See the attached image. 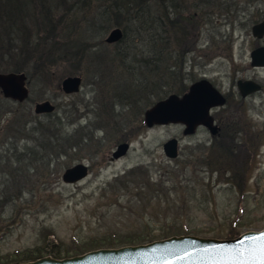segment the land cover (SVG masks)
<instances>
[{
    "label": "rangeland",
    "instance_id": "1",
    "mask_svg": "<svg viewBox=\"0 0 264 264\" xmlns=\"http://www.w3.org/2000/svg\"><path fill=\"white\" fill-rule=\"evenodd\" d=\"M195 1L207 6L198 7L189 38L178 46L186 52L182 80L189 87L206 79L227 96L225 105L211 113L220 136L204 128L185 136L177 124L147 128L139 111L157 102L153 94L168 93L180 83L172 77V60L165 72L139 73L132 47L141 42L105 44L107 34L94 38L86 29L84 19L90 15H78L79 25L57 40L73 39L83 49H68L63 57L56 51L49 77V72L32 77L19 72L27 78L25 102L0 94V151L37 152L35 171L23 174L25 193L0 215V256L41 246L45 236H50L48 243L66 248L109 234L142 232L143 223L155 233L173 224L188 229L187 235L218 240H226L235 223L247 225L240 234L264 228V69L249 65L250 51L264 46V38L251 36V27L264 20V0ZM75 53L80 56L74 58ZM73 76L80 77V90L65 95L60 83ZM238 80L255 81L263 89L242 98ZM138 88L148 95L137 98ZM43 101L55 106L52 114L33 113L34 104ZM173 138L178 158L169 160L162 145ZM44 142L51 147L39 149ZM122 142L129 143L128 152L111 160ZM219 144L232 154H220ZM215 154L219 160L212 163ZM28 161L16 167L26 171ZM79 163L89 168L86 178L63 184V171ZM0 165L2 182L15 164ZM134 168L147 170L148 180L133 175L127 187L115 184V178ZM242 172L248 179L238 186Z\"/></svg>",
    "mask_w": 264,
    "mask_h": 264
},
{
    "label": "trees",
    "instance_id": "2",
    "mask_svg": "<svg viewBox=\"0 0 264 264\" xmlns=\"http://www.w3.org/2000/svg\"><path fill=\"white\" fill-rule=\"evenodd\" d=\"M193 2L191 0H0V72H24L27 77H32L37 72L51 70L56 51L61 50L60 57H63V53L66 56L70 54L68 49L74 48L81 51L83 47L77 45L79 42L75 43L73 39L63 38L68 40L61 43L57 38L60 33L69 34L79 25L75 17L78 15L83 17L87 14L90 15L89 18L84 20L91 37L102 39L111 29L119 28L122 31V38L118 45L129 39L141 42H138L140 45H135L137 47H132L137 50L135 57H132L139 65L136 68L137 72H165L169 68L167 61L172 60V66H170V69L174 70L172 77H177L175 80H180V83L174 89L167 90L168 93L153 94V97L159 101L170 93L180 96L188 90V86L185 80H182L186 52L181 51L178 46L181 47V43L189 38L188 30L191 29V23L197 17L198 7L207 6L205 2L197 3L195 0ZM79 56L80 53H75L74 58ZM49 75L50 72L47 77ZM153 88L157 89L156 82L153 83ZM144 91V88H138L137 98L147 96L148 94ZM147 101L145 99L144 103ZM2 102L7 101L2 99ZM146 108H149V105L143 110ZM143 110L139 111V116ZM41 147L47 149L51 146L44 142L38 146L39 149ZM217 147L220 154L226 153L227 156L232 154L231 149H225L226 145ZM10 150L12 149L6 148L0 151V163L15 164L13 167H8L9 171L0 182V215L8 203L14 204L15 200H19L25 193L23 185L26 180L23 174L35 171L34 165L37 163L35 156L37 152H28V149L19 152L14 150L10 152ZM13 152L15 153L12 155ZM254 154L255 152H252L253 156ZM27 159L29 164L25 165L26 171L16 167ZM218 160L219 156L216 154L215 157L210 158L212 163ZM228 167L227 171L230 172L232 168L229 165ZM50 175L54 176V173L50 172ZM133 175L145 181L149 178L147 170L134 168L121 177L115 178L114 182L120 185L119 187H127ZM247 179V175L242 172L237 182L238 186L243 185L242 182ZM229 183L233 184L232 181ZM142 226L144 227L142 232L109 234L87 239L66 248H62L61 244L57 247L51 242V244L48 243L47 239L49 240L50 236H45L46 243L41 246L20 255L17 252L7 257L0 256V264H9L10 261H16L15 264L31 262L44 257V254L54 259L69 258L97 249L142 245L172 236L187 235L186 233L189 232L188 229H182L173 224L169 225L170 228L166 226L167 230L161 229L157 233L146 223ZM246 226L244 223L232 224L225 239L236 238L240 234L238 230Z\"/></svg>",
    "mask_w": 264,
    "mask_h": 264
},
{
    "label": "water",
    "instance_id": "3",
    "mask_svg": "<svg viewBox=\"0 0 264 264\" xmlns=\"http://www.w3.org/2000/svg\"><path fill=\"white\" fill-rule=\"evenodd\" d=\"M253 38L264 37V20L251 28ZM119 28L112 29L106 36L105 43L114 44L121 40ZM252 67L264 66V47L250 53ZM24 73H0V93L4 99L22 103L28 98ZM81 79L78 76L66 77L61 81L60 89L66 94H75L80 90ZM242 98L259 92L261 87L252 81L237 83ZM225 98L208 82L200 80L193 83L182 96L169 95L156 102L143 114L147 128L155 125L180 124L183 135L194 134L198 127H204L211 136L218 134L219 128L214 125L210 110L225 105ZM54 105L48 101L35 103L33 112L36 115L54 112ZM127 143L119 144L112 153L116 160L128 151ZM165 157L174 160L178 157V141L173 138L162 146ZM88 175L86 165L79 163L65 169L61 175L64 184L76 183ZM264 247V228L249 231L234 239L218 240L200 238L192 235L172 236L136 246H124L111 249H97L79 256L64 259L42 257L22 264H261L260 252Z\"/></svg>",
    "mask_w": 264,
    "mask_h": 264
},
{
    "label": "flooded vegetation",
    "instance_id": "4",
    "mask_svg": "<svg viewBox=\"0 0 264 264\" xmlns=\"http://www.w3.org/2000/svg\"><path fill=\"white\" fill-rule=\"evenodd\" d=\"M258 47H260V46H256L254 49H256V48H258ZM254 49H252V50H254ZM251 50V51H252ZM250 51V52H251ZM249 65H250V62H249ZM250 67H251V65H250ZM251 68H254V69H257V68H260V69H264V67H251ZM240 80H238L237 82H236V84H235V86H236V89L238 90V88H237V83L239 82ZM241 81H243V80H241ZM246 81V80H245ZM250 81V80H249ZM255 82V81H254ZM257 83V82H256ZM259 84V83H258ZM260 85V84H259ZM261 86V85H260ZM263 88H262V86H261V90H262ZM225 98L227 97V96H225V95H223ZM250 96V95H249ZM227 99V98H226ZM217 108H213L212 110H211V112L210 113H212L213 111H215ZM213 117V116H212ZM213 119H214V117H213ZM214 124H216L218 127H219V125L216 123V120L214 119ZM220 128V127H219ZM219 130H221V129H219ZM218 136V135H217Z\"/></svg>",
    "mask_w": 264,
    "mask_h": 264
},
{
    "label": "snow or ice",
    "instance_id": "5",
    "mask_svg": "<svg viewBox=\"0 0 264 264\" xmlns=\"http://www.w3.org/2000/svg\"><path fill=\"white\" fill-rule=\"evenodd\" d=\"M260 262L261 264H264V247H262L260 252Z\"/></svg>",
    "mask_w": 264,
    "mask_h": 264
}]
</instances>
